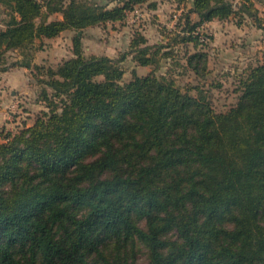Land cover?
Instances as JSON below:
<instances>
[{
    "label": "trees",
    "instance_id": "16d2710c",
    "mask_svg": "<svg viewBox=\"0 0 264 264\" xmlns=\"http://www.w3.org/2000/svg\"><path fill=\"white\" fill-rule=\"evenodd\" d=\"M189 2L172 37L199 78L184 88L156 72L171 44L141 32L121 57L85 54V29L154 0H0V63L19 50L45 106L0 141V264H264V57L218 110L201 33L264 30V16L252 0ZM66 30L73 55L34 63L36 41ZM128 55L155 69L123 81Z\"/></svg>",
    "mask_w": 264,
    "mask_h": 264
},
{
    "label": "rangeland",
    "instance_id": "374dc122",
    "mask_svg": "<svg viewBox=\"0 0 264 264\" xmlns=\"http://www.w3.org/2000/svg\"><path fill=\"white\" fill-rule=\"evenodd\" d=\"M154 1L157 4L156 8H151L146 3L137 5L136 10L129 12L128 17L122 22L85 29L83 37L85 54L121 57L130 49L129 43L135 33L141 32L151 44H171L167 49L171 50L172 54L162 60L156 72L174 78L179 85L186 88L199 78L186 69L185 47L173 43L172 37L181 30L179 22L184 14L183 9L187 8L190 2ZM4 17L0 12V29L3 27ZM251 24L253 21L250 18H246L241 26L231 19L227 22H214L201 28L204 49L210 54V71L202 83H206L207 87L212 83L220 84L211 88L218 110L226 109L237 102L236 88L240 79L251 66L262 61L264 57V30H258ZM73 35L74 32H66L55 39L36 41L33 62L56 66L71 57ZM21 58L19 50H9L6 62L0 63L2 68L8 66L7 70H0V141L3 140V134L33 124L45 108L44 102L40 99L41 85L36 79L44 75L37 70L32 71L14 64ZM122 66L125 69L123 81L132 77L133 70L139 75H144L155 69V66L138 65L132 55H128Z\"/></svg>",
    "mask_w": 264,
    "mask_h": 264
},
{
    "label": "crops",
    "instance_id": "0c3cea01",
    "mask_svg": "<svg viewBox=\"0 0 264 264\" xmlns=\"http://www.w3.org/2000/svg\"><path fill=\"white\" fill-rule=\"evenodd\" d=\"M239 1H241V0H234V3H237V2H239ZM253 2H254V4H255V6L259 9V14H260V16H264V0H252ZM190 6V5H189ZM56 17H59V18H61L62 17V15L61 14H58V15H56ZM219 23L220 21H218V20H213V21H211V22H209V23H206V24H204V26L205 25H209V24H212V23ZM253 24H254V22H253ZM253 24H251V25H253ZM255 26V25H254ZM254 28H256V29H258V30H262V29H260V28H258L257 26H255ZM66 32H74V31H72V30H66V31H64V32H62L61 33V35H63L64 33H66ZM84 32H85V30H84ZM225 34V33H224ZM61 35H59V36H57V37H55V38H58V37H60ZM73 37V36H72ZM55 38H52V39H55ZM71 41H72V38H71Z\"/></svg>",
    "mask_w": 264,
    "mask_h": 264
}]
</instances>
